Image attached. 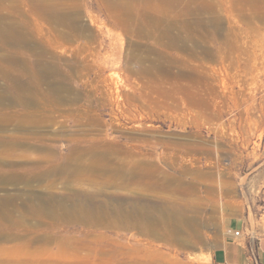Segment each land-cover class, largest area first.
<instances>
[{
	"label": "rangeland",
	"instance_id": "1",
	"mask_svg": "<svg viewBox=\"0 0 264 264\" xmlns=\"http://www.w3.org/2000/svg\"><path fill=\"white\" fill-rule=\"evenodd\" d=\"M250 1L0 0V28L18 31L0 33V264H225L234 219L261 262L264 0ZM95 139L128 152L113 166L156 171L155 191L105 192L180 210L172 236L50 215L95 193L81 170Z\"/></svg>",
	"mask_w": 264,
	"mask_h": 264
},
{
	"label": "bare ground",
	"instance_id": "2",
	"mask_svg": "<svg viewBox=\"0 0 264 264\" xmlns=\"http://www.w3.org/2000/svg\"><path fill=\"white\" fill-rule=\"evenodd\" d=\"M131 1L136 2V0H125V3H123V4H126V5H127V3L130 4ZM148 1H151V0H148ZM164 1H165V2H163L164 5L168 6L169 4H171L169 2H166V0H164ZM243 1L245 3H251L250 0H242V2ZM257 2H259V1H257ZM149 4H151V3H149ZM119 5L120 4H118V6ZM126 5H124V7H127ZM126 12H124V13H126ZM53 13H55V12H53ZM145 14H146V12L143 15H145ZM66 15H67V13H66ZM49 17H51V16H49ZM147 17L149 19H152L151 16H146L145 18H147ZM55 18H58V17H55ZM66 19H67V17H66ZM71 19H74V18H71ZM58 20L60 21V19H58ZM71 22L73 23V20ZM64 23H66V22H64ZM10 25L11 24H9V26H7L3 29L0 28L1 29V31H0L1 35L5 36L7 38H12L9 36H12V35H15V33L16 34L18 33V31L16 32V27L14 28ZM73 26H75V25H73ZM169 26H171V24ZM65 27H67V26H65ZM69 28H72V27H69ZM139 34L143 35V33H141V32H139ZM21 37H22L21 34L18 35L19 39ZM165 37L169 38V42H170V44H168L169 47L173 46V45L177 46L179 43H181L180 40H179V42L176 41L175 40L176 38H174V37L172 38V35L170 36V35H168V33L165 34ZM16 43H18V42H16ZM185 46H186V44H185ZM117 92L118 91L116 90L115 93H117ZM109 93H111V92H109ZM101 142H102L101 140L98 141L97 139H95V141L88 143V146H85V150H86L85 152L89 155V158L91 160V164H90L91 166L88 167L87 172H85L86 168L80 167L81 170L83 171V173H86L87 176L90 178V180L93 182L94 187L96 188L95 193H93V194H82V192H80V191L76 192L73 195L74 200H72V205L69 207V209L66 208V204L64 202V199H59L56 202L55 207H58L57 209L60 212H57L56 209L55 210L53 209V214H50V215H56L57 216V213H58L61 217H64V219L69 220V221L78 220V221H81L83 223H88L90 221V223H97L99 225H103L104 223H107L109 225H114V223H116V224L122 225L124 228H134V230H136V231H140L143 234H147V235H151V236H157V235H159V236L162 235V237L167 236V235L172 236L174 234V232L177 231L178 227L181 226L180 225V224H182L181 222L183 220H187L180 213V210L174 209V210L169 211L163 207H160V205L152 203L151 201L146 200L147 201L146 202L145 199L144 200L142 199L143 195H141L139 193H136L132 197H127L124 195L122 197H120L117 194L114 195V194L105 192V189L106 188L108 189V187H113V188L117 187V190H118V188H119V190H121V189L122 190H128V191L134 190L135 192L140 191L141 187H144L145 191H147L146 190L147 188H152L154 190L159 184L156 181H153V179H152L154 177V174L156 173V171L153 170L149 166L148 163L147 164L144 163L145 161L143 162L139 158L134 159L133 163H130L129 162L130 160H129L128 163H125L126 162L125 161L123 164H121L119 166L118 165L113 166L114 164H111V162L113 160L111 155L113 153L120 154L119 152L121 150L124 153H128V152L124 151V148L119 149L118 146H116V145H104L107 147V149L101 151L99 149L100 147L103 146ZM78 149H79V147H78ZM87 154H86V157H88ZM87 160H88V158H87ZM116 160H118V159H116ZM84 164H86V163H84ZM117 164H119V162ZM76 169H78V168H76ZM78 171H79V169H78ZM145 178H147V179L149 178V181L146 184H144ZM53 206H54V203H53ZM51 211H52V209H49V213H52ZM119 225H118V227H119ZM115 228H116V226H115ZM160 230H161V232H160ZM206 261L209 262V255L206 257Z\"/></svg>",
	"mask_w": 264,
	"mask_h": 264
},
{
	"label": "crops",
	"instance_id": "3",
	"mask_svg": "<svg viewBox=\"0 0 264 264\" xmlns=\"http://www.w3.org/2000/svg\"><path fill=\"white\" fill-rule=\"evenodd\" d=\"M224 229L230 233L234 230L239 231L241 237V233L244 229V222L239 221V219L231 220L229 222L224 223ZM240 237L232 235L226 237V240H224L223 247H220L214 251L213 258L218 257L219 261L225 264H253V261L251 262L248 256L250 247L247 246L246 239L240 242ZM262 244H264V239L259 241L257 250L255 248L256 262H258L260 245ZM241 256H243L244 258L241 259ZM257 264H264V258H262L261 262H258Z\"/></svg>",
	"mask_w": 264,
	"mask_h": 264
},
{
	"label": "built area",
	"instance_id": "4",
	"mask_svg": "<svg viewBox=\"0 0 264 264\" xmlns=\"http://www.w3.org/2000/svg\"><path fill=\"white\" fill-rule=\"evenodd\" d=\"M233 235L236 237H240V232L239 231H234ZM252 257H250L249 259H251Z\"/></svg>",
	"mask_w": 264,
	"mask_h": 264
}]
</instances>
